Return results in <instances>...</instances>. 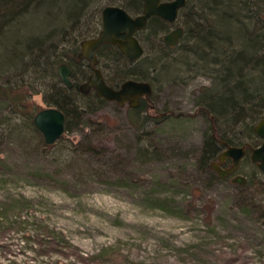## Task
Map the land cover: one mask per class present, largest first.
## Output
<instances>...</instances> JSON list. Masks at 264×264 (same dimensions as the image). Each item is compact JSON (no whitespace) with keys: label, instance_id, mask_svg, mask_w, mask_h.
<instances>
[{"label":"rangeland","instance_id":"1","mask_svg":"<svg viewBox=\"0 0 264 264\" xmlns=\"http://www.w3.org/2000/svg\"><path fill=\"white\" fill-rule=\"evenodd\" d=\"M92 3L89 9L101 16L107 5H128ZM82 21L70 30L71 42L81 41V29L90 26ZM178 23L184 25L181 17ZM172 26L139 34L142 58L175 64L169 76L150 73L155 108L146 102L142 115L153 119L144 126L135 124L129 105L106 100L95 108L87 99L94 110L85 122L47 144L33 121L48 106L43 93L33 91L36 82L14 79L7 90L0 74V264H83L81 258L95 257L102 264H264L258 207L264 174L248 158L245 185L201 170L210 121L200 100L220 64L186 65L188 41L165 47ZM78 67L87 69L85 62ZM263 116L264 110L254 124ZM145 145L155 153L142 156Z\"/></svg>","mask_w":264,"mask_h":264},{"label":"trees","instance_id":"2","mask_svg":"<svg viewBox=\"0 0 264 264\" xmlns=\"http://www.w3.org/2000/svg\"><path fill=\"white\" fill-rule=\"evenodd\" d=\"M92 1L0 0V74L7 79L4 88H14L17 79L25 83L32 78L37 84L33 91L42 92L48 106H56L65 112L66 130L79 127L85 122L87 112L94 110L90 109L87 99L96 105L95 108L106 101L95 92L86 94L79 88L81 81L87 78L89 68L87 61L78 58L80 43L98 32L102 22L98 8L89 9ZM127 1L128 5L119 6L130 13L142 10V0ZM193 2L191 7V2L187 1L180 11L185 26L181 40L190 44L183 50L182 61L190 67L194 65L202 69L209 68L211 62L220 64L215 69L214 85L200 100L210 126L201 147L199 166L201 170L209 171L210 160L225 144L241 143L254 133V122L264 110V0ZM83 18L90 20L87 24L90 26L81 29V41L71 42L70 30L78 29ZM210 18H213L211 22ZM167 26L169 24L165 20L152 17L144 30L156 34L157 30ZM165 47L170 49L168 45ZM189 55H194L197 62L190 64ZM99 57L107 68L104 70L106 80L112 86H118L129 78L151 81L150 73L166 77L175 65L158 58H151L150 62L147 57L131 62L116 45L111 44L101 48ZM63 61L74 70V86L71 88L59 75ZM84 62L87 69L78 67ZM3 95L9 96V93L6 91ZM145 104L143 100L139 107L130 108L136 113L135 124L138 126H144L153 119L147 114L142 115ZM149 147L143 146L140 154H154L155 151ZM258 207L264 214V198ZM98 259L95 257L93 262H89L81 258L83 264H102Z\"/></svg>","mask_w":264,"mask_h":264},{"label":"water","instance_id":"3","mask_svg":"<svg viewBox=\"0 0 264 264\" xmlns=\"http://www.w3.org/2000/svg\"><path fill=\"white\" fill-rule=\"evenodd\" d=\"M142 1L143 11L135 16L119 5L105 6L102 11V28L99 33L81 41L78 58L88 60L92 68L88 80L79 87L83 93H89L94 89L98 97L116 102L121 107L128 104L132 108L140 105L142 96L151 99L154 86L150 81L129 78L124 80L120 86L114 87L106 81L102 69L98 67V51L104 44L117 45L129 61H138L144 55L145 48L139 40L137 32L146 28L152 17H159L167 22H176L180 9L187 4V0ZM183 34L184 27L179 26L165 34L164 41L170 46H175ZM121 35L125 37H121ZM71 72L70 66L66 63L59 66V75L68 87L73 85L70 78ZM66 120L65 112L56 106H47L39 110L33 118L34 124L42 132L47 144H54L63 136L66 132ZM255 130L257 134L264 137V118L256 125ZM244 155L245 147L229 145L219 154V163L230 157L234 161L233 166L225 169L214 161L211 163V168L216 170L221 177H225L236 170ZM252 158L258 162L260 170L264 173V143L254 149ZM245 180L246 178L243 176L233 179L234 182L241 184H244Z\"/></svg>","mask_w":264,"mask_h":264},{"label":"flooded vegetation","instance_id":"4","mask_svg":"<svg viewBox=\"0 0 264 264\" xmlns=\"http://www.w3.org/2000/svg\"><path fill=\"white\" fill-rule=\"evenodd\" d=\"M187 1H188V0H187ZM142 2H143V1H142ZM110 5H112V4H110ZM143 6H144V4H143ZM185 6H186V5H185ZM185 6H184V7H185ZM184 7H183V8H184ZM183 8H181L180 11H181ZM102 11H103V10H102ZM142 11H143V7H142V10H141L140 12H138V13H136V14H135V13H132V14L135 16V15H137V14L142 13ZM179 17H180V12H179V16H178L176 22H167V21H166L167 23L173 25L172 28L166 32V34L169 33L170 31L176 29V28L179 27V26L184 27V32H185V26H184L183 24L178 23ZM101 28H102V27H101ZM101 28H100V29L98 30V32L95 33L93 36H96V35L99 33V31L101 30ZM144 29H145V28H144ZM144 29L139 30V31L137 32V36H138V38H139L140 41H141V39H140V37H139V34H140ZM183 35H184V34H183ZM93 36H90V37H93ZM164 36H165V35H164ZM121 37H125V36H124V35H121ZM182 37H183V36H182ZM182 37L180 38V40L182 39ZM87 38H88V37H87ZM180 40H179V42H180ZM141 43H142V41H141ZM142 44H143V43H142ZM178 44H179V43H178ZM104 45H107V44H104ZM104 45H102V47H103ZM108 45H109V44H108ZM111 45H114V44H111ZM167 45H168V44H167ZM116 46H117V45H116ZM143 46H144V44H143ZM168 46H170V45H168ZM102 47H101V48H102ZM117 47H118V46H117ZM170 47H174V46H170ZM80 48H81V47H80ZM101 48L99 49V51L101 50ZM118 48H119V47H118ZM144 48H145V46H144ZM99 51H98V59H99L98 67H100V65H101V63H102L101 60H100V57H99ZM126 58H127V57H126ZM127 59H128V58H127ZM83 60H85V61L88 62V60H86V59H83ZM63 63H65V62H63ZM88 63H89V62H88ZM66 64H67V63H66ZM68 65H69V64H68ZM69 66H70V65H69ZM70 68H71V70H72L70 78H71V80H72V83H73L72 87H73V86H74V78H73V76H74V70H73V68H72L71 66H70ZM100 68H101V67H100ZM101 69H102V68H101ZM88 71H89V72H88ZM102 71H103L104 76H105V71H104L103 69H102ZM87 73H88L87 78L84 79L83 81H81L80 85H81L82 83L86 82V81L88 80L90 74L92 73V68H91L90 64H89V68H88V70H87ZM105 79H106V76H105ZM106 81H107V80H106ZM148 81H149V80H148ZM150 82H151V81H150ZM151 83H152V82H151ZM109 84H110V83H109ZM80 85H79V87H80ZM110 85H111V84H110ZM120 85H121V83H120L118 86H120ZM118 86H114V87H118ZM70 88H71V87H70ZM91 92H95V94H96V91H95L94 89H92L89 93H91ZM86 94H88V93H86ZM143 100H145V101L148 103V107H149V108H152V109L155 108V105L152 103V96H151V99H150V100L147 99L145 96H142V97L140 98V105H141V103H142ZM127 105H128V104H127ZM140 105H139V106H140ZM139 106H138V107H139ZM135 108H137V107H135ZM263 118H264V116L258 121V123H259ZM258 123H257V124H258ZM257 124H256V125H257ZM256 125H255V127H256ZM255 127H254V133H253L251 136H249L247 139H245V140H244L243 142H241V143L234 144L235 146L245 147V155H244V157L242 158V160L240 161L239 166L236 168V170H235L233 173H230V174H228V175L225 176V177H221V176L218 174V172H217L216 170H214V169L211 168L213 171H215V173H216V175H217L218 178H221V179H230L233 183L241 184V183H238V182H234L233 179H234L235 177H237V176H243V177L246 178V180H245V183H244V184H241V185H245V184L248 183L249 176H248L245 172L242 171V166H243V162H244V160H245L246 158L250 159V161L252 162V164L259 168V166H258V162H255V161L253 160L252 156H253V151H254V149H256V148H258V147H260V146L263 145V143H264V137H262L261 135L257 134V132H256V130H255ZM229 145H233V144H225V146H224L223 149L219 152V154H220L224 149H226ZM219 154H218V156H217L213 161L210 162V167H211V163L214 162V161H216L217 163H219ZM219 164H220L221 167L227 169V168H231V167L233 166L234 161H233L232 158L227 157L223 162H221V163H219ZM259 170H260V168H259ZM260 171H261V170H260ZM261 172H262V171H261ZM262 173H263V172H262ZM263 174H264V173H263Z\"/></svg>","mask_w":264,"mask_h":264},{"label":"bare ground","instance_id":"5","mask_svg":"<svg viewBox=\"0 0 264 264\" xmlns=\"http://www.w3.org/2000/svg\"><path fill=\"white\" fill-rule=\"evenodd\" d=\"M80 45H81V43H80ZM80 50H81V48H80ZM80 52V51H79ZM61 65V64H60Z\"/></svg>","mask_w":264,"mask_h":264}]
</instances>
